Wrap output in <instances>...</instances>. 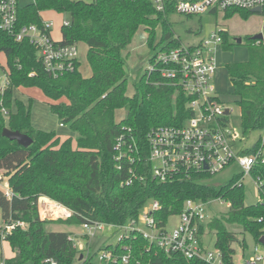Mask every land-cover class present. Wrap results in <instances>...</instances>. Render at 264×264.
I'll return each instance as SVG.
<instances>
[{
	"label": "trees",
	"instance_id": "trees-1",
	"mask_svg": "<svg viewBox=\"0 0 264 264\" xmlns=\"http://www.w3.org/2000/svg\"><path fill=\"white\" fill-rule=\"evenodd\" d=\"M176 1L171 0L164 12L158 11L152 0H34L20 8L21 24L42 22V13L46 11L68 14L70 24L61 28L62 42L82 41L88 45L92 75L82 76L79 63L77 70L53 77L46 72L32 44L4 37L6 45L1 48L7 52L10 84L0 91V170L10 173L14 195L8 199L0 189V210L4 219L12 217L28 222L26 229L18 227L6 239L13 253L8 264H50L52 260L60 264H101L93 261L96 254L86 256L84 250L74 245L71 233L47 230L46 225L72 226L86 221L122 224L137 219L143 207L153 200L161 204L158 220L162 223L179 214L187 199L222 198L230 202L229 210L208 224L209 230L216 233V246L228 257L238 241L235 229L249 232L256 241L264 236V201L245 203V187L236 185L240 172L222 185L206 183L213 175L203 172H190L166 182L152 176L147 160V133L159 125L182 124L192 114L187 107L190 97L141 69L133 80L134 95L128 96L124 50L140 27L148 30L151 51L156 49L159 25L162 26L159 45L164 44L161 50L179 46L181 41L167 21V15L176 12ZM237 13L245 19L252 14L251 10L231 8L225 11V17ZM261 14L264 15V8ZM222 35L226 44L229 34L224 30ZM248 39L252 41L248 60L227 64L244 132L264 130V39L260 44L252 37ZM31 72L35 74L30 76ZM32 88L40 89L49 99L51 112L61 124L70 126L73 136L63 138L56 131L33 125V98L28 103L14 98L15 89ZM3 107L9 109L8 117ZM120 108L126 109V116L116 122L115 112ZM124 127L133 130L146 150L139 161L123 162V168L118 169L114 145ZM4 128L29 135L32 144L25 147L10 140L3 135ZM262 144L260 138L243 153L254 152ZM131 168L142 179L133 178ZM252 174L264 181V163L259 162ZM40 197L61 203L72 215L67 219L41 218ZM125 246L132 250L128 264H187L179 255L167 254L156 247L148 250L147 240L135 233L101 248L123 254L127 252Z\"/></svg>",
	"mask_w": 264,
	"mask_h": 264
},
{
	"label": "built area",
	"instance_id": "built-area-1",
	"mask_svg": "<svg viewBox=\"0 0 264 264\" xmlns=\"http://www.w3.org/2000/svg\"><path fill=\"white\" fill-rule=\"evenodd\" d=\"M158 11H165L171 0H152ZM256 7L264 8V0H177V13L188 16L200 15L207 12L226 11L231 8L251 10ZM19 0H0V91L3 92L10 84V66L7 52L1 48L5 46V38L15 42L28 41L37 50V56L47 73L53 77H60L77 70L79 62L78 43H63L53 36L54 22L42 19L40 23L21 24L19 20ZM70 21L65 18L63 26H69ZM223 29L212 31L198 44H181L168 50H160L149 60L146 68L149 76L157 75L161 82L178 87L190 97L187 107L192 114L180 125L169 124L153 127L147 133V160L151 163L153 178L160 182L173 180L190 172H203L216 175L233 164L240 167V179L236 185H243V179L249 176L257 186L261 201H264V181L253 176V169L259 162L264 163V140L254 152L245 154L247 148L239 147L241 136L236 128L229 124L227 110L219 97V90L215 85L218 71L217 52L223 45ZM31 72L29 75L33 76ZM157 83H160L158 81ZM6 117L9 109H2ZM146 146H141L130 127L117 137L114 145V159L118 169L123 168V162L139 161ZM133 178L142 179L132 168ZM129 183V181L127 182ZM0 189L11 199L14 195L10 184V173L6 169L0 170ZM51 200V199H50ZM54 201V200H52ZM231 203L222 198L206 201L187 199L179 216L178 224L168 229L167 221L158 220L161 204L158 200L147 203L137 219L122 224L105 223L102 221H86L82 224L84 237L89 240L106 228L121 231L117 241H124L131 234H139L148 242L147 249L156 247L167 254H176L185 259L187 264H264V243L257 241L253 253L249 256H238L236 249L230 257L215 244L209 248L204 243V237L210 232L208 224L213 218L220 216L213 212L212 207L217 204ZM46 203L42 197L38 200L39 215L42 205ZM61 203L48 202L45 214L55 215V219H67L72 215ZM42 213V214H41ZM173 216V215H171ZM0 241H6L13 230L20 227L26 229L28 222L24 219H4L0 214ZM50 219V218H49ZM112 232V233H113ZM112 235V234H111ZM70 239L80 250H84L80 240L71 235ZM108 244V243H105ZM245 244V245H244ZM104 245V244H103ZM247 247L246 241L242 244ZM102 246V245H101ZM127 252L118 254L112 250L99 248L98 262L128 264L131 258V247H124ZM89 255V254H88ZM87 256V255H86ZM0 264H6L5 261ZM50 264H60L50 261Z\"/></svg>",
	"mask_w": 264,
	"mask_h": 264
},
{
	"label": "rangeland",
	"instance_id": "rangeland-1",
	"mask_svg": "<svg viewBox=\"0 0 264 264\" xmlns=\"http://www.w3.org/2000/svg\"><path fill=\"white\" fill-rule=\"evenodd\" d=\"M34 0H19V5L25 7ZM91 1V0H85ZM42 17L45 20H51L53 25V36L60 40L63 37L61 31V25L65 18H68V14H60L54 11H46L42 13ZM167 21L169 22L172 32L175 37L179 38L184 44H198L205 39L212 31L223 29L229 34L226 44L218 50V71L215 78V85L219 90V97L223 105L231 110L230 114H227V119L230 125L234 126L241 136V140L238 143L239 147L247 149L253 148L259 139L264 140V130H254L244 132L241 124V108L237 104V95L233 92V85L229 78L227 70V64L238 63L247 61L249 58V50L252 46L251 39L264 31V15L261 13H252L248 18H243L239 13L232 17H225L224 11L207 12L200 15L188 16L185 14L171 12L167 15ZM157 36L155 39L156 49H150L148 45V30L144 27L134 34L131 43L124 50L127 55L126 71L128 76L127 95L133 96L135 92L134 78L137 71L141 69L145 71L149 65V60L157 52L161 50L163 45H159L161 38L162 26L159 25L156 30ZM242 38V43H238L237 39ZM261 40H258L256 44H260ZM79 48V71L82 76L90 77L92 74L91 67L88 63L87 52L88 45L85 42H78ZM14 98L20 99L25 103L29 102L30 98H33L32 104V123L41 130L56 131L58 135L73 136L74 133L68 124H61L57 115L53 114L49 108V99L45 97L40 89L32 88L27 90L15 89ZM15 110V106L13 107ZM126 116V109L120 108L115 112L116 122L121 121ZM240 172V167L237 164H233L226 168L222 172L213 175L206 179V183L214 185H222L228 183L235 175ZM245 187V203L255 204L261 201L260 192L251 177L246 176L242 180ZM43 208V207H42ZM214 213L223 215L229 208L226 204L217 203L212 207ZM46 211L43 208V215L48 216L46 219L55 220V215L45 214ZM1 214V210H0ZM42 214V213H41ZM42 216V215H41ZM1 220V219H0ZM179 221L177 214L170 216L167 221V228L173 229ZM47 230L54 231H66L71 235L76 236L80 240V245L83 246L85 254H96L93 261L98 263L99 248L105 243H115L121 231L111 230L106 228L104 231L97 233L94 237L86 240L83 233L84 228L82 225H67L60 223H52L46 225ZM113 232V233H112ZM238 241L234 244V248L237 251L239 257L245 255L246 257L253 253L254 246L259 243L253 238L249 232H245L242 229H235ZM112 234V235H111ZM243 241H246L247 247L243 250L241 245ZM216 242V233L214 231L207 232L204 237V243L209 248H214ZM13 255L10 245L7 241H0V263L4 262L8 264V259Z\"/></svg>",
	"mask_w": 264,
	"mask_h": 264
},
{
	"label": "water",
	"instance_id": "water-1",
	"mask_svg": "<svg viewBox=\"0 0 264 264\" xmlns=\"http://www.w3.org/2000/svg\"><path fill=\"white\" fill-rule=\"evenodd\" d=\"M251 12L252 13H262L263 8L262 7H256V8L251 9ZM252 38L256 39V40H263L264 39V33L261 32L255 36H253ZM237 42L242 43V38H238ZM226 113L228 114L229 110H227ZM3 135L5 137L9 138L10 140L17 141L20 145L25 146V147L30 146L33 142V139L29 135L22 133L18 130H11L10 128H4ZM260 241H262L264 243V236H262L260 238Z\"/></svg>",
	"mask_w": 264,
	"mask_h": 264
},
{
	"label": "bare ground",
	"instance_id": "bare-ground-1",
	"mask_svg": "<svg viewBox=\"0 0 264 264\" xmlns=\"http://www.w3.org/2000/svg\"><path fill=\"white\" fill-rule=\"evenodd\" d=\"M48 202H51V201H45L46 204L44 206L42 205V207L44 208L45 211H47ZM51 204L53 205L54 202H51ZM59 211L62 212V213H67L68 209L67 208L66 209L65 208H61V209H59Z\"/></svg>",
	"mask_w": 264,
	"mask_h": 264
},
{
	"label": "crops",
	"instance_id": "crops-1",
	"mask_svg": "<svg viewBox=\"0 0 264 264\" xmlns=\"http://www.w3.org/2000/svg\"><path fill=\"white\" fill-rule=\"evenodd\" d=\"M222 46H223V45H222ZM222 46H221V47H222ZM221 47H220V48H221ZM217 53H218V52H217ZM218 66H219V63H218ZM218 69H219V68H218ZM91 75H92V74H91ZM19 90H21V89H19ZM49 108H50V107H49ZM53 114H54V113H53ZM66 137H67V136H64V138H66Z\"/></svg>",
	"mask_w": 264,
	"mask_h": 264
}]
</instances>
